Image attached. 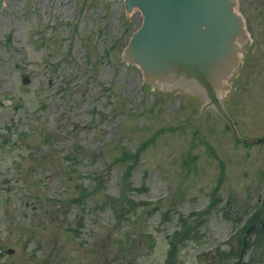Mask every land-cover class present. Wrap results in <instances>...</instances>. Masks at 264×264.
Segmentation results:
<instances>
[{
	"label": "rangeland",
	"instance_id": "obj_1",
	"mask_svg": "<svg viewBox=\"0 0 264 264\" xmlns=\"http://www.w3.org/2000/svg\"><path fill=\"white\" fill-rule=\"evenodd\" d=\"M236 3L245 53L219 97L262 138L264 0ZM141 18L123 0L1 1L0 264H167L172 242L170 264L264 259V142L198 113L191 88L140 82L121 57Z\"/></svg>",
	"mask_w": 264,
	"mask_h": 264
},
{
	"label": "water",
	"instance_id": "obj_2",
	"mask_svg": "<svg viewBox=\"0 0 264 264\" xmlns=\"http://www.w3.org/2000/svg\"><path fill=\"white\" fill-rule=\"evenodd\" d=\"M134 11L142 18L121 60L138 66L148 89L170 85L176 93L191 88L189 99L203 102L198 113L205 107L217 110L236 134L216 90L227 88L220 80L234 69L241 52L233 42L245 47L236 0H123V17Z\"/></svg>",
	"mask_w": 264,
	"mask_h": 264
},
{
	"label": "trees",
	"instance_id": "obj_3",
	"mask_svg": "<svg viewBox=\"0 0 264 264\" xmlns=\"http://www.w3.org/2000/svg\"><path fill=\"white\" fill-rule=\"evenodd\" d=\"M128 173H129V172H128ZM249 220H250V224L256 223V222H254L252 219H249ZM261 222H262V221H261ZM262 228H263V227H262ZM262 228H260V229H262ZM181 232H182V231H181ZM181 232H180V233H181ZM177 233H178V232H177ZM179 235H180V234H179ZM185 237H186V236L183 235V238H181V239H184ZM241 246H248V242L244 244V242L242 241V242H241ZM175 249H176V246H175L174 243H172L171 246H170V249L168 250V260H167V264H168L169 262H172V261H173V259H174V251H175ZM247 256H249V257H247ZM244 259H246V260H244ZM253 261H257V260H256V256L253 255V254L249 255V254H247V252L244 250L243 255L238 254L237 257L234 259V261H233L232 264H255V263H253ZM256 263L264 264V259L262 258L261 261L256 262Z\"/></svg>",
	"mask_w": 264,
	"mask_h": 264
},
{
	"label": "bare ground",
	"instance_id": "obj_4",
	"mask_svg": "<svg viewBox=\"0 0 264 264\" xmlns=\"http://www.w3.org/2000/svg\"><path fill=\"white\" fill-rule=\"evenodd\" d=\"M2 1V0H1ZM242 17V16H241ZM243 19V18H242ZM241 19V20H242ZM243 21V20H242ZM246 36H248V34L246 33ZM246 40V39H245ZM233 46H234V48L236 49V50H240L241 51V49H242V47L243 46H241V45H239V44H237V43H235V42H233ZM239 56H240V53H239ZM232 72V71H231ZM231 72H228V73H226V78H224V79H221L220 81L221 82H223L225 85H227L228 83H229V77H230V75H231ZM170 86V85H169ZM225 88H216V90H217V93H218V95H219V93L222 91V90H224Z\"/></svg>",
	"mask_w": 264,
	"mask_h": 264
}]
</instances>
